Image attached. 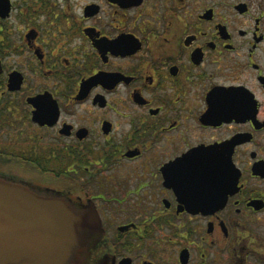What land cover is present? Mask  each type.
Wrapping results in <instances>:
<instances>
[{"label":"flooded vegetation","instance_id":"1","mask_svg":"<svg viewBox=\"0 0 264 264\" xmlns=\"http://www.w3.org/2000/svg\"><path fill=\"white\" fill-rule=\"evenodd\" d=\"M0 174L84 264H264V0H0Z\"/></svg>","mask_w":264,"mask_h":264},{"label":"water","instance_id":"2","mask_svg":"<svg viewBox=\"0 0 264 264\" xmlns=\"http://www.w3.org/2000/svg\"><path fill=\"white\" fill-rule=\"evenodd\" d=\"M92 212L96 222L68 198L0 174V264H84L79 253L99 226Z\"/></svg>","mask_w":264,"mask_h":264},{"label":"rangeland","instance_id":"3","mask_svg":"<svg viewBox=\"0 0 264 264\" xmlns=\"http://www.w3.org/2000/svg\"><path fill=\"white\" fill-rule=\"evenodd\" d=\"M10 166H12V167H14V169H16V165L13 166V165H8V164H6L5 166H3L1 169H4L5 168V170L8 171V167H10Z\"/></svg>","mask_w":264,"mask_h":264},{"label":"bare ground","instance_id":"4","mask_svg":"<svg viewBox=\"0 0 264 264\" xmlns=\"http://www.w3.org/2000/svg\"><path fill=\"white\" fill-rule=\"evenodd\" d=\"M91 211V210H90ZM91 215L93 216V218H94V220H95V216H94V214H93V212L91 211ZM95 222H96V220H95Z\"/></svg>","mask_w":264,"mask_h":264}]
</instances>
